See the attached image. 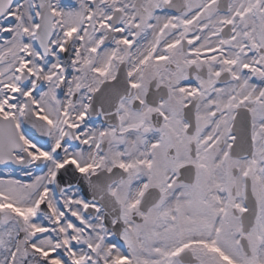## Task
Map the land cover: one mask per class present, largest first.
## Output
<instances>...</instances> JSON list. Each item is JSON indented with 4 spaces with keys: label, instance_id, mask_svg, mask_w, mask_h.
<instances>
[{
    "label": "snow or ice",
    "instance_id": "1",
    "mask_svg": "<svg viewBox=\"0 0 264 264\" xmlns=\"http://www.w3.org/2000/svg\"><path fill=\"white\" fill-rule=\"evenodd\" d=\"M0 264H264V0H0Z\"/></svg>",
    "mask_w": 264,
    "mask_h": 264
}]
</instances>
